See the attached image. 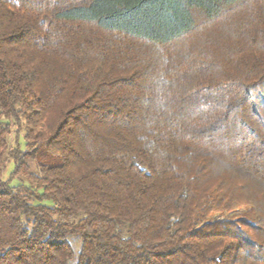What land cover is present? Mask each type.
<instances>
[{"label": "trees", "instance_id": "1", "mask_svg": "<svg viewBox=\"0 0 264 264\" xmlns=\"http://www.w3.org/2000/svg\"><path fill=\"white\" fill-rule=\"evenodd\" d=\"M0 264H264V0H0Z\"/></svg>", "mask_w": 264, "mask_h": 264}, {"label": "rangeland", "instance_id": "2", "mask_svg": "<svg viewBox=\"0 0 264 264\" xmlns=\"http://www.w3.org/2000/svg\"><path fill=\"white\" fill-rule=\"evenodd\" d=\"M13 136H10V142L12 141ZM32 169L34 170V167L32 166ZM12 170V165L8 164L6 167V170L4 171L3 178H7L9 172ZM73 244L74 251H77V244H74V242H71Z\"/></svg>", "mask_w": 264, "mask_h": 264}]
</instances>
